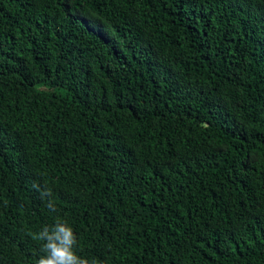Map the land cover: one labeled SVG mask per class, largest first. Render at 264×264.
I'll use <instances>...</instances> for the list:
<instances>
[{
    "label": "trees",
    "instance_id": "16d2710c",
    "mask_svg": "<svg viewBox=\"0 0 264 264\" xmlns=\"http://www.w3.org/2000/svg\"><path fill=\"white\" fill-rule=\"evenodd\" d=\"M56 218L102 264H264V0H0V264Z\"/></svg>",
    "mask_w": 264,
    "mask_h": 264
},
{
    "label": "clouds",
    "instance_id": "9594fccd",
    "mask_svg": "<svg viewBox=\"0 0 264 264\" xmlns=\"http://www.w3.org/2000/svg\"><path fill=\"white\" fill-rule=\"evenodd\" d=\"M32 187L39 191L47 211L55 213L57 207L52 198V189L46 184L42 187L39 183H33ZM28 235L40 245L42 253L35 264H102L96 258L79 254L76 232L67 221L60 218H56L54 224L45 225L38 231H29Z\"/></svg>",
    "mask_w": 264,
    "mask_h": 264
}]
</instances>
